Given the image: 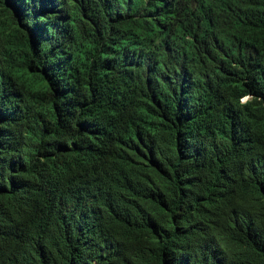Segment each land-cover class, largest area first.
I'll use <instances>...</instances> for the list:
<instances>
[{"label":"trees","instance_id":"obj_1","mask_svg":"<svg viewBox=\"0 0 264 264\" xmlns=\"http://www.w3.org/2000/svg\"><path fill=\"white\" fill-rule=\"evenodd\" d=\"M0 264H264V0H0Z\"/></svg>","mask_w":264,"mask_h":264},{"label":"clouds","instance_id":"obj_2","mask_svg":"<svg viewBox=\"0 0 264 264\" xmlns=\"http://www.w3.org/2000/svg\"><path fill=\"white\" fill-rule=\"evenodd\" d=\"M20 35L23 36L22 31H20ZM248 99H249V96L243 97V98L240 100V102H241V103H245Z\"/></svg>","mask_w":264,"mask_h":264}]
</instances>
